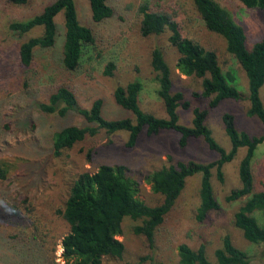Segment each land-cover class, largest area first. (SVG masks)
<instances>
[{
	"label": "rangeland",
	"instance_id": "obj_1",
	"mask_svg": "<svg viewBox=\"0 0 264 264\" xmlns=\"http://www.w3.org/2000/svg\"><path fill=\"white\" fill-rule=\"evenodd\" d=\"M51 1L29 0L16 5L0 0V162L9 168L8 178L0 181V264H67L62 240L70 229L59 210L64 207L74 180L82 172H94L103 164L125 165L128 176L137 182V197L146 204L157 205L163 201V196L153 191L148 178L153 171L179 161L207 163L219 158L220 154L202 137H191L182 147L176 130L165 129L148 135L146 128L133 147L127 145L128 131L108 133L101 129L62 155L54 154L53 135L57 130L68 125H87L75 111L61 117L42 111L37 105L47 102L61 85L74 90L82 107L88 108L95 99L101 98L106 118L134 119L131 110L117 103L114 91L120 85L141 80L143 89L139 102L142 110L167 117L151 66L155 47L163 49L171 67L173 91H183L190 102L189 108L180 106L176 110L180 122L191 125L194 108H208V98L194 95L202 91V79L187 76L177 68L179 52L169 43L170 31L151 36L141 34L139 8L144 1L155 9L173 14L186 36L215 50L223 70L236 71L239 90L246 95L249 92L247 73L228 51L226 39L206 27L193 0H113L115 14L101 23L93 21L88 0H75L81 23L92 27L96 36L95 42L85 47L79 68L70 71L63 66L65 20L62 12L56 16V45L37 49L33 64L25 67L19 57L20 45L33 36H40L43 29L37 27L19 34L10 24L33 17ZM217 1L243 26L249 47L263 38L264 9L248 8L239 0ZM109 62L115 64L112 75L105 74ZM260 96L264 100V85ZM249 106L247 98H227L208 112L206 122L225 149H231V141L225 132L224 113L235 116L240 130L264 135V124L257 116L248 115ZM245 154L246 148H240L235 158L224 166L223 182L214 172L213 185L220 208L210 212L205 221L196 218L201 175L195 174L187 179L173 209L156 230L154 242L134 231V227L141 224L140 220L125 217L118 237L125 244L123 258L105 257L103 264H181L178 256L181 243L194 249L205 244L207 257L215 262V251L222 246L227 234L250 254L251 264H264V244L247 240L234 223L235 212L245 199L227 200L231 191L241 185L239 165ZM252 168L255 190L264 189V142L256 151ZM258 218L262 220L260 214Z\"/></svg>",
	"mask_w": 264,
	"mask_h": 264
},
{
	"label": "trees",
	"instance_id": "obj_2",
	"mask_svg": "<svg viewBox=\"0 0 264 264\" xmlns=\"http://www.w3.org/2000/svg\"><path fill=\"white\" fill-rule=\"evenodd\" d=\"M9 1L23 5L29 0ZM88 1L92 19L97 23L104 22L115 14L113 0ZM239 1L248 8L264 9V0ZM193 3L206 27L226 39L228 51L247 73L248 95L237 87L236 83L240 80L236 71L223 70L215 50L208 49L199 41L186 36L173 14L163 9H155L148 1H144L139 8L142 14L141 34L159 35L169 30V43L179 52L177 68L187 76L202 79V91L194 92V95L208 98L209 106L204 109L194 108L191 125L180 122L176 110L180 106L189 108L190 102L185 99L183 91H173L171 67L160 47H155L152 51L151 66L156 74L158 94L164 102L167 117H159L142 110L139 102L143 89L141 80L120 85L114 91L117 103L124 109L131 110L135 115L134 119L106 118L102 109L104 101L101 98L95 99L88 108L82 107L74 90L66 85L57 87L47 102L37 104L42 111L56 113L61 117L75 111L87 122L85 126H64L54 133L55 156L62 155L65 150L73 148L86 136H93L101 129L108 133L128 131L127 145L133 147L144 128L148 135L158 134L165 129L176 130L180 134L179 144L182 147L188 144L191 137H202L212 150L220 154L218 159L211 162L179 161L176 165L153 171L148 176L149 181L153 191L163 196V201L157 205L146 204L137 197V182L128 176L125 165L103 164L94 172L80 173L71 186L64 207L59 210L70 229L62 240L63 257L67 264H103L105 257L122 259L125 244L118 237L122 233L125 217L140 220L141 224L136 225L134 231L154 242L156 230L173 209L187 179L195 174L201 175L200 204L196 218L200 222L205 221L210 212L220 208L214 191V172L218 180L223 182L224 166L235 158L242 147L246 148V154L239 165L241 185L231 191L227 200L245 199L235 212L234 223L243 231L247 240L264 244V189L255 190L252 168L256 151L264 142V135H251L245 130H240L236 125L235 116L224 113L225 132L231 141V149L227 150L215 139L206 122L208 112L222 100L247 98L250 102L248 115L257 116L264 124V100L260 96V89L264 85V36L249 47L243 26L234 21L230 10L217 0H193ZM60 12L65 20L63 66L74 71L81 65L85 47L95 42V32L92 27L81 23L75 0H53L33 17L10 24V28L19 34H26L37 27L43 29L40 36H33L20 45L19 57L25 67L33 64L37 49H50L56 45V16ZM114 68L115 64L109 62L105 74L112 75ZM8 174L9 168L0 162V181L6 180ZM258 214L262 220L258 218ZM178 256L181 264H251L252 261L250 254L238 247L228 234L224 236L222 246L215 251V262L207 257L205 244L194 249L187 243H181Z\"/></svg>",
	"mask_w": 264,
	"mask_h": 264
}]
</instances>
